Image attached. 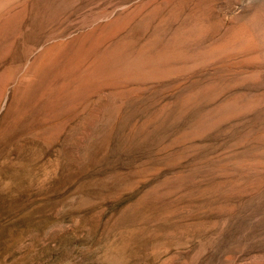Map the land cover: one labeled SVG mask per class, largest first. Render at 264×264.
<instances>
[{"label": "rangeland", "instance_id": "rangeland-1", "mask_svg": "<svg viewBox=\"0 0 264 264\" xmlns=\"http://www.w3.org/2000/svg\"><path fill=\"white\" fill-rule=\"evenodd\" d=\"M0 264H264V0H0Z\"/></svg>", "mask_w": 264, "mask_h": 264}]
</instances>
